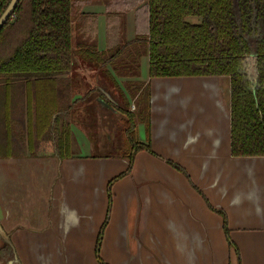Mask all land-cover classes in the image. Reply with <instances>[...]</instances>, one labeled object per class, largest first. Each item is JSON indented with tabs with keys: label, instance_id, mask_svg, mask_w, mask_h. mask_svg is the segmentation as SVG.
Listing matches in <instances>:
<instances>
[{
	"label": "crops",
	"instance_id": "1",
	"mask_svg": "<svg viewBox=\"0 0 264 264\" xmlns=\"http://www.w3.org/2000/svg\"><path fill=\"white\" fill-rule=\"evenodd\" d=\"M145 2L115 5L124 13L128 42L145 32ZM82 11L95 13V40L103 51L105 3L85 4ZM145 46H128L126 55L139 56L136 64L93 63L128 102L127 87L148 85L154 153L137 151L130 172L112 183L101 259L106 264H264V156L230 154L228 77L149 78ZM76 82L75 88L71 81L76 103L70 109L69 157L55 158L51 141L36 154L0 157V246L11 244L13 264H101L94 248L107 212V183L127 166L125 157L113 154L122 143L117 124L124 114L97 88L89 89L84 77ZM17 91L0 90L2 108L19 102ZM2 108L0 145L7 148L17 143L19 112ZM135 130L145 142L144 125L137 123ZM210 206L225 213L235 248L225 238L221 214Z\"/></svg>",
	"mask_w": 264,
	"mask_h": 264
},
{
	"label": "trees",
	"instance_id": "2",
	"mask_svg": "<svg viewBox=\"0 0 264 264\" xmlns=\"http://www.w3.org/2000/svg\"><path fill=\"white\" fill-rule=\"evenodd\" d=\"M9 1L0 0V14ZM137 1L141 0L18 1L0 28V90L18 88L14 97L19 102L12 106L11 101L0 108L18 110L14 123L19 133L15 146L0 145V157L23 156L27 151L36 154L46 141L52 142L59 159L69 157L70 109L76 101H71V80L64 75L72 69V54L101 67L108 62L136 64L139 56L126 55L128 46L136 42L147 45L149 78L228 77L230 154L264 156V0H146L145 32L128 42L124 36V13L117 12L115 5L122 8V4L132 5ZM101 2L107 10L103 51L97 49L95 41V13L82 11L85 4ZM73 31L77 37L74 44ZM149 117L146 84L137 98L136 111L125 112L122 118V143L113 152L127 158L129 165L107 183V212L94 248L95 258L101 264H106L99 248L108 221L111 185L130 172L137 151L154 154L149 139ZM138 122L144 124L145 142L136 137ZM2 124L0 114V127ZM169 163L189 180L181 166ZM210 207L221 214L225 238L235 248L229 238L225 213ZM5 248L6 252L0 254L1 262L12 255L10 247L4 245L2 249Z\"/></svg>",
	"mask_w": 264,
	"mask_h": 264
},
{
	"label": "water",
	"instance_id": "3",
	"mask_svg": "<svg viewBox=\"0 0 264 264\" xmlns=\"http://www.w3.org/2000/svg\"><path fill=\"white\" fill-rule=\"evenodd\" d=\"M18 1L19 0H10L9 3L7 4V6L4 8L3 12L0 14V28L3 26V24L10 17V15L12 14L13 10L15 9ZM71 61H72V69L67 75H64V77H69V79L71 81H75V79H77V78L84 77L86 79V81L89 82V84H88L89 89L90 88L92 89L93 87L97 88L99 91H101L102 94L105 95V97L109 101L117 104L119 108H122V106H123L121 104L122 98L119 95L120 94L119 90H117V88L115 87V85L112 81H110L109 79L106 78L105 75H103V73L101 72V71H103L101 69V67H99V66L95 67L93 65V63L89 64L87 62H83L75 54H72ZM91 68H93V69L95 68V70H92ZM74 73H76V74H74ZM74 75H76V76L78 75V77H74ZM229 110H230V82H229ZM229 114H230V111H229ZM28 154H29V152L27 151V155ZM16 157H19V156H16ZM54 157L57 158L58 160H61L55 154H54ZM119 157H121V156H119ZM125 159L127 160V166H128L129 160L127 158H125ZM127 166H126V168H127ZM120 173L121 172H119L118 174H120ZM118 174H116L115 176H117ZM12 255L13 256H11V257L14 258V256H15L14 253H12ZM11 257L4 260L2 263L3 264H13L11 261L12 260ZM0 264H1V262H0Z\"/></svg>",
	"mask_w": 264,
	"mask_h": 264
},
{
	"label": "flooded vegetation",
	"instance_id": "4",
	"mask_svg": "<svg viewBox=\"0 0 264 264\" xmlns=\"http://www.w3.org/2000/svg\"><path fill=\"white\" fill-rule=\"evenodd\" d=\"M192 20L193 19H195L194 21H196V18H191ZM96 41V40H95ZM96 45H97V43H96ZM97 49H98V47H97ZM107 64H110L111 65V63H107ZM106 64V65H107ZM113 64V63H112ZM110 75V74H109ZM146 85V84H145ZM144 84H138V85H134L133 87H129V89H128V87H127V89H126V87L124 86V88L126 89V91L129 93V92H131V94L129 93V95H130V98H131V100L128 102V100H127V98H126V96H121L122 97V99H121V104L123 105L122 106V108H120L121 109V111H122V113H124L125 114V112L126 113H128V112H135L136 111V101H137V98L139 97V94L142 92V90H143V88H144V86H145ZM124 92V91H123ZM133 93V94H132ZM134 94H136V97L134 96V98H132V95H134ZM124 97V98H123ZM124 104H125V106H124ZM121 123H122V119H121ZM139 123V122H138ZM143 124V123H142ZM137 125V124H136ZM144 125V124H143ZM69 129H70V131H71V126H69ZM70 148H71V133H70ZM113 152H114V150H113ZM4 245H8L9 247H10V249L12 250V253H13V249H12V247H11V244L9 243V242H7V243H5ZM3 245V246H4ZM3 246H0V254H3V253H5L6 252V248H5V250H3L2 249V247ZM11 253V254H12ZM11 256H13V255H11ZM0 262H1V260H0Z\"/></svg>",
	"mask_w": 264,
	"mask_h": 264
},
{
	"label": "rangeland",
	"instance_id": "5",
	"mask_svg": "<svg viewBox=\"0 0 264 264\" xmlns=\"http://www.w3.org/2000/svg\"><path fill=\"white\" fill-rule=\"evenodd\" d=\"M190 19H191V17H189ZM193 20H195V19H193ZM72 36H73V44H74V42L76 41V39H77V37H76V35H75V33H74V31L72 32ZM122 57V56H121ZM124 64H122V66H123ZM74 74H76V73H74ZM74 77H78V75L76 76V75H74ZM75 79V78H74ZM76 80L77 79H75V85H74V87L76 88V86H77V82H76ZM135 95H133V97H134ZM124 106H125V104H124ZM121 127H122V123H121V121H118V124H117V129H118V131H117V135H118V137H119V142H121V136H120V132H121Z\"/></svg>",
	"mask_w": 264,
	"mask_h": 264
}]
</instances>
